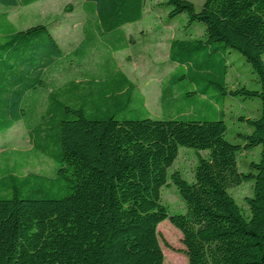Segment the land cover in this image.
<instances>
[{
    "label": "trees",
    "instance_id": "16d2710c",
    "mask_svg": "<svg viewBox=\"0 0 264 264\" xmlns=\"http://www.w3.org/2000/svg\"><path fill=\"white\" fill-rule=\"evenodd\" d=\"M80 1L82 39L67 50L48 25L16 29L0 15V132L21 122L32 149L54 163L51 175L0 176V264H162L165 219L180 231L188 264H264V0H204L198 11L189 0L163 2L168 24L186 13L203 31L182 30L169 43L161 112L179 101L190 111L162 119L129 115L135 85L113 57L134 41L125 26L154 0ZM233 50L258 89L227 88ZM227 94L260 100L258 117L238 116L248 127L242 143L225 138L223 118L199 117L205 107L222 115ZM257 146L258 160L242 171L239 155ZM180 147L195 150L192 181L168 173ZM246 181L247 215L230 192ZM168 183L183 212L162 202Z\"/></svg>",
    "mask_w": 264,
    "mask_h": 264
},
{
    "label": "rangeland",
    "instance_id": "374dc122",
    "mask_svg": "<svg viewBox=\"0 0 264 264\" xmlns=\"http://www.w3.org/2000/svg\"><path fill=\"white\" fill-rule=\"evenodd\" d=\"M157 1L159 3L155 5ZM164 1L154 0L147 5L142 19L125 28L127 34L133 37V43L127 49L113 53L118 67L128 74L135 85V95L131 110L128 112L129 115L162 119L179 117L180 111L188 115V111H190L189 108L183 110V107L185 108L187 105L179 101L176 102V106L161 112L160 81L172 70L171 62L167 59L170 41L181 37L182 30H189L200 35L203 25L195 23L193 26H188L186 13L176 15L168 24L166 19L168 10ZM189 1L198 11L204 0ZM69 5L72 9L67 11L66 7ZM4 9L0 5V15L6 13V11L3 12ZM83 17L80 0H39L27 8L11 9L9 18L7 16L6 19L11 20L16 29H23L34 23L48 25L60 46L67 50L74 47L82 38ZM262 57L264 60V54ZM227 69L228 89L235 88L237 85H245L249 89L259 88L256 74L251 71L250 65L238 51L233 50L227 54ZM178 83L183 84L185 90H191L194 87L184 77L180 78ZM210 93L208 94L210 95ZM215 107H217L216 104ZM222 110L223 114L219 115L205 107L199 112V117L223 118L227 125L225 138L232 143H242V137L239 134L246 133L248 127L238 116L258 117L260 115V100L258 97L242 99L241 96L227 94ZM194 116L197 117L196 114ZM203 153L200 152V154ZM259 153V146L242 152L239 155L240 169L247 171L248 163L252 160L257 161ZM195 163V150L180 147L178 157L169 168L168 173L177 171L185 180L192 181ZM53 169L54 163L51 159L32 149L28 131L21 122L16 123L9 130L0 132V176L9 171L16 174L33 171L51 175ZM230 192L242 212L247 215L248 209L244 198L252 194L251 182L246 181L234 186L230 188ZM161 199L171 213L184 211V202L179 197L174 184L168 183L162 187ZM157 232L164 257L162 264H188L180 231L168 219H165L158 223Z\"/></svg>",
    "mask_w": 264,
    "mask_h": 264
},
{
    "label": "crops",
    "instance_id": "0c3cea01",
    "mask_svg": "<svg viewBox=\"0 0 264 264\" xmlns=\"http://www.w3.org/2000/svg\"><path fill=\"white\" fill-rule=\"evenodd\" d=\"M38 1H39V0H38ZM36 2H37V1H36ZM34 3H35V2H34ZM32 4H33V3H32ZM30 5H31V4H30ZM28 6H29V5H28ZM28 6H18V7L11 8V9L27 8ZM11 9H4V10H3V12L6 11L5 14H7L8 18H9V11H10ZM145 11H146V9H145ZM145 11H144V12H145ZM0 12H1V11H0ZM1 14H3V13H1ZM9 22L11 23V20H9ZM128 25H130V24H128ZM128 25H126L125 28H126ZM15 28H16V27H15ZM126 33H127V32H126ZM81 39H82V38H81ZM79 42H80V41H79ZM79 42H78V43H79ZM78 43H77V44H78ZM77 44H76V45H77ZM76 45H75V46H76ZM75 46H74V47H75ZM61 48H62V47H61ZM72 48H73V47H72ZM62 49H63V48H62ZM70 49H71V48H70ZM168 50H169V49H168ZM167 59H168V54H167ZM168 60H169V59H168ZM168 75H169V72L166 74V76H164V78L167 77ZM127 76H128V74H127ZM128 77H129V76H128ZM129 78H130V77H129ZM130 79H131V78H130ZM131 80H132V79H131ZM162 81H163V79L160 81V86H161V84H162ZM160 93H161V89H160ZM159 102H160V95H159ZM160 109H161V108H160Z\"/></svg>",
    "mask_w": 264,
    "mask_h": 264
}]
</instances>
